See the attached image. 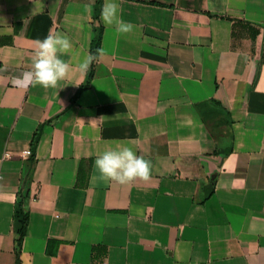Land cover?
<instances>
[{
    "label": "crops",
    "instance_id": "1",
    "mask_svg": "<svg viewBox=\"0 0 264 264\" xmlns=\"http://www.w3.org/2000/svg\"><path fill=\"white\" fill-rule=\"evenodd\" d=\"M97 2L0 0V264H17L27 175L21 264H264V0H117L135 28L100 19L87 76L18 86L50 32L73 65L92 53ZM118 144L152 162L148 182L93 180Z\"/></svg>",
    "mask_w": 264,
    "mask_h": 264
},
{
    "label": "clouds",
    "instance_id": "2",
    "mask_svg": "<svg viewBox=\"0 0 264 264\" xmlns=\"http://www.w3.org/2000/svg\"><path fill=\"white\" fill-rule=\"evenodd\" d=\"M85 10L91 12V3L86 5ZM121 13V4L117 0H104L100 19L105 26L113 27L116 33L129 34L133 32L135 25L125 21ZM72 54V41L63 33L50 32L44 39H36L32 50L31 68L16 78L17 85H39L44 89H55L60 81L68 79L73 73H79L81 77L87 76L93 62L104 55V49H97L96 54L87 53L82 59H78L75 65L62 58ZM76 55L78 57L79 54ZM94 168L98 173L93 176L94 181L129 185L136 181L148 182L153 165L144 156L137 155L133 148L118 144L115 148L99 153L94 161Z\"/></svg>",
    "mask_w": 264,
    "mask_h": 264
},
{
    "label": "trees",
    "instance_id": "3",
    "mask_svg": "<svg viewBox=\"0 0 264 264\" xmlns=\"http://www.w3.org/2000/svg\"><path fill=\"white\" fill-rule=\"evenodd\" d=\"M102 6H103V1L98 0L97 8H96V15H95V21H97V25L95 26L96 35H95V38L92 44L93 54L97 53V49H101L102 40H103L104 26L100 22V13H101ZM93 77H94V67L92 68L90 72V75H89V78L86 84L81 87L79 94L90 86ZM227 122L230 123L231 121L227 120ZM40 135H41V129L35 134L34 141H33L34 147L38 145L39 140H40ZM229 139L233 140V135H229ZM230 143L231 145L229 144L228 149H224V147L220 148L216 151V154H220V153L229 154L230 152H232L233 151V147H232L233 141H231ZM29 178H30V175H27V177L24 180V187L21 188L19 192L20 199L17 202L16 211H15L14 228H15V232L17 235L16 237L17 264H21V253L23 249V243L28 233V227H29V222H30V215L25 207L27 200L31 196V191H30L29 184H28L30 181ZM214 191H215V185L209 182L204 187V196L202 198V202H205L206 200H208L213 195Z\"/></svg>",
    "mask_w": 264,
    "mask_h": 264
},
{
    "label": "built area",
    "instance_id": "4",
    "mask_svg": "<svg viewBox=\"0 0 264 264\" xmlns=\"http://www.w3.org/2000/svg\"><path fill=\"white\" fill-rule=\"evenodd\" d=\"M26 156H31L32 155V150H27L24 153Z\"/></svg>",
    "mask_w": 264,
    "mask_h": 264
}]
</instances>
